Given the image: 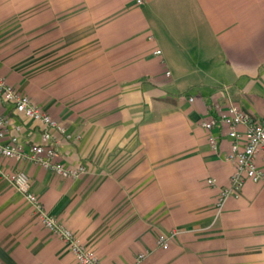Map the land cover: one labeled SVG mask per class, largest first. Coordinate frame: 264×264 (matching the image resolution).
<instances>
[{"label":"crops","instance_id":"crops-1","mask_svg":"<svg viewBox=\"0 0 264 264\" xmlns=\"http://www.w3.org/2000/svg\"><path fill=\"white\" fill-rule=\"evenodd\" d=\"M0 76L65 125L59 159L87 172L1 155L0 166L24 169L104 264H264V180L218 213L234 139L202 126L217 102L264 115V0H0ZM0 113L27 147L40 141L42 124L1 99ZM0 264H81L1 179Z\"/></svg>","mask_w":264,"mask_h":264},{"label":"built area","instance_id":"built-area-1","mask_svg":"<svg viewBox=\"0 0 264 264\" xmlns=\"http://www.w3.org/2000/svg\"><path fill=\"white\" fill-rule=\"evenodd\" d=\"M143 3V0H137ZM161 53V50L157 51ZM170 74V71H167ZM0 99L10 104L14 112L29 120L43 125L41 139L29 144L22 142L17 134L9 133L10 118L0 113V155L17 163L29 161L40 165L52 173L63 177L77 179L87 172L84 164L68 165L59 159V151L54 138V131L66 134L65 125L55 119L48 111L35 103L31 97L0 76ZM193 99V98H191ZM218 125H226L230 136L234 139L228 158L235 164V170L228 185L222 187L216 202L218 213L224 208L227 200L239 193L248 180H264V168L258 164V157H264V115L256 119L251 113L244 111L238 104L230 102L223 106L215 103L214 114L202 122L206 129ZM241 127H244L243 130ZM72 138L71 134L66 135ZM245 142L242 144L241 140ZM209 141L214 149L217 139L212 134ZM0 179L8 181L32 205L41 223L53 234L61 238L81 264H104L97 251L88 245L74 230L68 227L57 216L48 212L39 196L31 189L29 174L24 169L8 170L0 166ZM208 182L215 184L213 178ZM181 232L174 229L162 232L157 238L158 246L162 249L170 247V241ZM151 251H145L137 256V261L144 260Z\"/></svg>","mask_w":264,"mask_h":264}]
</instances>
